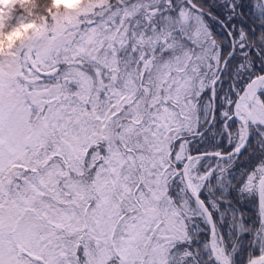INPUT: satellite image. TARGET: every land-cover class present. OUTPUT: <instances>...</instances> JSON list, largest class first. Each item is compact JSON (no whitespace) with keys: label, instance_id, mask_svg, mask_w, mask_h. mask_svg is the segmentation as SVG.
I'll return each mask as SVG.
<instances>
[{"label":"snow or ice","instance_id":"6c2138e0","mask_svg":"<svg viewBox=\"0 0 264 264\" xmlns=\"http://www.w3.org/2000/svg\"><path fill=\"white\" fill-rule=\"evenodd\" d=\"M0 264H264V0H0Z\"/></svg>","mask_w":264,"mask_h":264}]
</instances>
